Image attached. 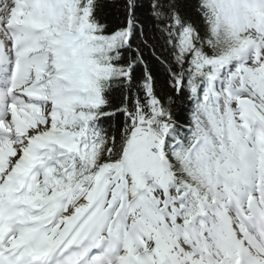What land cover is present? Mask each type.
<instances>
[{
    "label": "snow or ice",
    "instance_id": "snow-or-ice-1",
    "mask_svg": "<svg viewBox=\"0 0 264 264\" xmlns=\"http://www.w3.org/2000/svg\"><path fill=\"white\" fill-rule=\"evenodd\" d=\"M0 264H264V0H0Z\"/></svg>",
    "mask_w": 264,
    "mask_h": 264
}]
</instances>
